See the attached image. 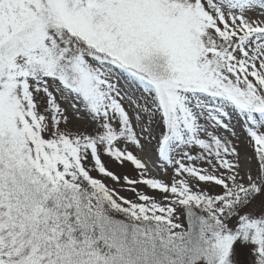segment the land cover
<instances>
[{
	"label": "snow or ice",
	"instance_id": "6c2138e0",
	"mask_svg": "<svg viewBox=\"0 0 264 264\" xmlns=\"http://www.w3.org/2000/svg\"><path fill=\"white\" fill-rule=\"evenodd\" d=\"M0 264H264V0H0Z\"/></svg>",
	"mask_w": 264,
	"mask_h": 264
}]
</instances>
